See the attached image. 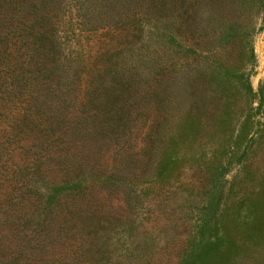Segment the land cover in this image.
Segmentation results:
<instances>
[{
    "label": "trees",
    "instance_id": "16d2710c",
    "mask_svg": "<svg viewBox=\"0 0 264 264\" xmlns=\"http://www.w3.org/2000/svg\"><path fill=\"white\" fill-rule=\"evenodd\" d=\"M262 5L0 0V264H264V133L238 137L244 178L195 247L170 225L179 194L211 193L209 155L247 109L244 32ZM184 165L201 178L179 180ZM149 202L170 214L157 249L136 220Z\"/></svg>",
    "mask_w": 264,
    "mask_h": 264
},
{
    "label": "rangeland",
    "instance_id": "374dc122",
    "mask_svg": "<svg viewBox=\"0 0 264 264\" xmlns=\"http://www.w3.org/2000/svg\"><path fill=\"white\" fill-rule=\"evenodd\" d=\"M249 15L250 19L247 17L248 26L245 28L244 32L249 51L244 55V64L241 69L244 77L248 80L250 93H248V96L246 95L247 102H243V99H239L236 102L240 108L247 107V109L244 113H242L241 110L232 120V135L229 139L230 145L225 151L226 155H221L219 148L214 150L213 158L209 155V160L215 164L214 166H220L212 177L214 178V181H212L211 193L207 192L203 194V192H201L202 190L193 186L192 190H189L190 192L184 191L181 196L179 194L178 202L182 208L181 211L174 214L177 219H175L174 222L170 221L171 226L174 224L178 227L180 223L187 222L186 227L190 230V236H192L190 239H192L194 247L196 239L202 237V232H204L212 221H214V215L220 207L219 202L221 194L224 195V192L227 193L229 183L234 180H240L239 178H244V170L240 165V159H238L243 145H240L239 147L235 146L238 145V137L242 135L243 131H246L247 135L245 138L247 139L251 135L259 137L264 133L262 132V128H264V99L260 101V96H264V5L252 9L249 12ZM150 33L153 36H150L153 40L161 39L159 31L156 32L153 29L148 28L146 34L150 35ZM160 42L161 41H158L156 44H159ZM235 83L239 86L242 84L239 80ZM258 102L259 106H257ZM198 155L199 154H196V156ZM180 170L181 172L178 179L184 183L191 181L190 178H201L199 174H192L191 170L185 165L181 167ZM148 195H150V192ZM175 196H177V194ZM212 199L213 204H211ZM147 209L148 210L138 208L136 211V220H142V222L145 223L146 228L149 230L148 234H146L148 237L146 244L147 247H152L153 242H156L153 247H156L157 249L163 245V241L160 239H157V241L152 240L151 236L156 235L159 237L161 236L160 238H162L168 235L165 230L168 227L160 229L161 226H167L168 224L167 217H165V215L168 214V210L161 212L160 209L155 207V203L152 202L148 203ZM153 223H156V225ZM177 230L179 231L181 228H178ZM179 245V243H174L166 249H172V251H174ZM162 252L166 254L168 253L167 250H163Z\"/></svg>",
    "mask_w": 264,
    "mask_h": 264
}]
</instances>
